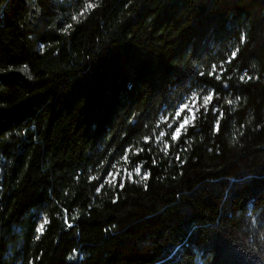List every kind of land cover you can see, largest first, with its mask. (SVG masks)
Wrapping results in <instances>:
<instances>
[{
  "label": "trees",
  "instance_id": "16d2710c",
  "mask_svg": "<svg viewBox=\"0 0 264 264\" xmlns=\"http://www.w3.org/2000/svg\"><path fill=\"white\" fill-rule=\"evenodd\" d=\"M0 264H264V0H0Z\"/></svg>",
  "mask_w": 264,
  "mask_h": 264
},
{
  "label": "snow or ice",
  "instance_id": "6c2138e0",
  "mask_svg": "<svg viewBox=\"0 0 264 264\" xmlns=\"http://www.w3.org/2000/svg\"><path fill=\"white\" fill-rule=\"evenodd\" d=\"M88 7L91 8V7H93V5H92V4H89ZM237 51H238V50H237ZM237 51H233V52L231 53V57H232V58H235V57H236V55H237ZM229 62H230V61H229ZM213 71H215V66H213ZM246 77H247L248 79H252V77H248V76H247V73L245 72L244 75H241V76H240V80H241V81H244ZM217 79H219V76H217ZM237 99H239V98H237ZM212 100H213V96H212V94H208V95H206V96L203 98V104H204V106H207V105L209 104V102L212 101ZM232 102H233V101H231V100L228 101V103H232ZM187 107H188V106L185 105V108H187ZM189 111H190V109H189ZM197 111H199V110L197 109ZM213 111L215 112L216 110L213 109ZM177 115H179V113H177ZM222 116H223V113H220V118H222ZM191 118H192V119H195V115L193 114V116H192ZM188 123H189V118H188V117H185L183 123H180V125H179L178 127L175 128L174 132H173L172 135H171V139H172L173 141H175V140L178 139V137H179L180 134H181V130H182V129H185V125H187ZM169 127H172V125H169ZM216 130L219 131V118H218L217 121H216ZM164 135H165L164 132H161V133H160V136H161V137H163ZM167 147H168L167 144H165V150L167 149ZM136 174H137V175L140 174V168H139V167L136 168ZM109 175L111 176L110 173H109ZM147 178H148L147 174H145V175L142 177V179H147ZM113 179H114V178H113ZM108 182L111 183L112 181L109 180ZM121 187H123L122 184H121ZM98 191H99V189H98ZM47 223H48V221L45 219L44 222H43V223L40 225V227L37 229V231L40 232V233H42V232L44 231V225L47 224ZM37 238H39V237H37Z\"/></svg>",
  "mask_w": 264,
  "mask_h": 264
},
{
  "label": "rangeland",
  "instance_id": "374dc122",
  "mask_svg": "<svg viewBox=\"0 0 264 264\" xmlns=\"http://www.w3.org/2000/svg\"><path fill=\"white\" fill-rule=\"evenodd\" d=\"M185 105H187L188 107L187 108H185ZM194 108H195V100H194V98H190V99H188L180 108H179V110H178V113H179V115H177L178 116V118L179 119H177V122H178V126L180 125V123H183V121H184V119H185V117H188L189 118V123L188 124H190L191 122H192V116H193V114H194ZM189 109H190V111H189ZM187 124V125H188ZM187 125H185V127L187 126ZM184 129H182L181 130V132L183 131Z\"/></svg>",
  "mask_w": 264,
  "mask_h": 264
}]
</instances>
